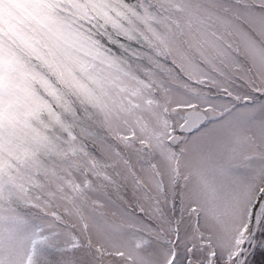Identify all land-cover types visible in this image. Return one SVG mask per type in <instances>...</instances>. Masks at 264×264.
<instances>
[{
    "label": "snow or ice",
    "instance_id": "6c2138e0",
    "mask_svg": "<svg viewBox=\"0 0 264 264\" xmlns=\"http://www.w3.org/2000/svg\"><path fill=\"white\" fill-rule=\"evenodd\" d=\"M0 264H264V0H0Z\"/></svg>",
    "mask_w": 264,
    "mask_h": 264
}]
</instances>
